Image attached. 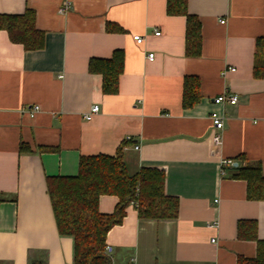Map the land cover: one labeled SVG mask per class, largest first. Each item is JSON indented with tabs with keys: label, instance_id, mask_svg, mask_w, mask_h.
<instances>
[{
	"label": "crops",
	"instance_id": "obj_1",
	"mask_svg": "<svg viewBox=\"0 0 264 264\" xmlns=\"http://www.w3.org/2000/svg\"><path fill=\"white\" fill-rule=\"evenodd\" d=\"M168 1L0 0V16L34 11L45 40L29 52L0 30V264H73V240L58 232L47 178L79 175L82 157L115 156L127 137L129 174L163 170L165 194L181 208L176 220L149 221L131 205L107 235L112 264L256 258L257 243L240 239L238 227L256 222L264 241V201H249L247 182L233 176L260 164L264 177V77L254 76L264 0H187L188 14L201 23L199 57L186 55L188 19L169 16ZM115 51L124 52V71L119 93L110 96L89 64ZM188 77L200 80L201 102L184 110ZM225 92L238 103L216 104ZM95 105L99 113L87 120ZM35 106L31 117L26 110ZM215 111L225 122L220 146L213 143ZM21 144L32 153H21ZM118 203L102 196L99 211L113 214Z\"/></svg>",
	"mask_w": 264,
	"mask_h": 264
},
{
	"label": "trees",
	"instance_id": "obj_2",
	"mask_svg": "<svg viewBox=\"0 0 264 264\" xmlns=\"http://www.w3.org/2000/svg\"><path fill=\"white\" fill-rule=\"evenodd\" d=\"M169 16H184L186 27V55L199 57L202 53L201 23L188 14L187 0H169ZM36 15L28 10L20 16H0V30L8 32L15 43L27 51H39L44 47V34L35 28ZM110 30V29H109ZM125 55L115 51L111 59H93L89 72L102 77L105 95L119 93V80L124 71ZM264 39L257 41L254 76L264 77ZM200 80L188 77L184 80L182 106L194 108L201 102ZM123 143L115 156H84L79 163V175L73 177L47 178V192L52 202L53 213L59 234L73 240V264H112L106 251L107 235L123 223L126 210L132 205L142 220L173 221L179 216L180 203L165 193L166 174L157 168H143L137 174H129L123 150L130 146ZM53 151L52 148H43ZM21 153H32L31 148L21 144ZM238 160L245 161L244 156ZM235 179L247 182L249 201H264V177L260 164L238 168ZM102 196L119 199L113 214H101L99 201ZM4 200H0V203ZM239 238L257 243L254 259L239 258L238 264H264V241L258 240L256 222L239 223ZM36 264V263H33Z\"/></svg>",
	"mask_w": 264,
	"mask_h": 264
},
{
	"label": "built area",
	"instance_id": "obj_3",
	"mask_svg": "<svg viewBox=\"0 0 264 264\" xmlns=\"http://www.w3.org/2000/svg\"><path fill=\"white\" fill-rule=\"evenodd\" d=\"M69 5L65 4V6H63L59 11L61 14L65 13L68 9ZM222 24L225 23V21L221 22ZM160 33H156V36H159ZM134 41L137 44H143L144 42V38L141 36H134ZM149 61H153L154 59V54H150L149 55ZM232 72L235 71V69H231ZM214 102L218 105H222V104H230V105H236L238 103V97L237 95H233L231 93L225 92L224 94H222L221 96H219L218 98H216L214 100ZM40 110L39 106H35L32 109H28L26 110V112L31 116L34 117L35 114ZM100 111L99 106H93L91 111L85 116V118L87 120H91L93 118L94 115L98 114ZM211 120L213 122V128L215 130V135L213 137V143L216 145H222V132L224 131L225 128V122H224V117L222 115H220L219 113H217L216 111L214 113H212L211 115ZM132 138L131 137H127L126 142H131ZM135 150H140L139 146H135L134 147ZM233 165V161L231 160H224L223 161V166H231ZM215 224H213L214 226ZM212 243H215V240H212ZM109 248L106 249V251L108 252Z\"/></svg>",
	"mask_w": 264,
	"mask_h": 264
}]
</instances>
